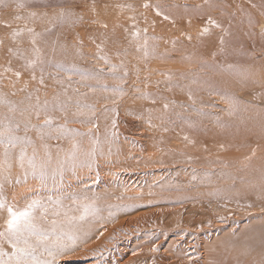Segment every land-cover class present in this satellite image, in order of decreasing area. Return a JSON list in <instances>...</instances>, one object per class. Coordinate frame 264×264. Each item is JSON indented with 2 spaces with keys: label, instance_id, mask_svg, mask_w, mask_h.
Returning <instances> with one entry per match:
<instances>
[{
  "label": "rangeland",
  "instance_id": "1",
  "mask_svg": "<svg viewBox=\"0 0 264 264\" xmlns=\"http://www.w3.org/2000/svg\"><path fill=\"white\" fill-rule=\"evenodd\" d=\"M157 5L164 15L169 16L168 20L163 15H157ZM60 10L80 14L83 20L75 25L54 26L48 23ZM29 12L36 13L34 20H28ZM17 16L24 19L18 20ZM209 17L222 25V28L208 25ZM5 23H10L11 27H5ZM103 24L107 27H103ZM25 26L35 28L36 32L42 34L38 41L42 62L35 68L27 67L24 59L13 56L9 51L20 48L31 56L33 46L26 31L16 41L12 39L13 31L24 30ZM205 27L209 28V33L202 35ZM137 32L138 39L134 38ZM0 33V97L6 98L18 109L14 114V123L20 125L17 135L31 138L36 149V164L38 167L45 166V179L42 181L39 172L34 175L26 161L25 175L13 182V165L16 163L17 171L21 170V166L19 149L12 150L8 170L10 178L2 190L13 187L18 191V188L28 187L24 191L36 193L38 189L36 195H43L47 191L48 195L37 200H42L48 207V216L52 215L56 206L54 202H60V211L63 207L73 206L78 209L80 201L96 206L98 203L105 206V202L111 201H115L113 204L116 206L136 201L145 204L144 196H140L142 192L180 190L185 184L214 188L215 197L222 198L224 204H230L227 193L231 191L230 195L234 198H244L239 207L248 208L237 209L224 219L238 227L245 222L249 225L244 224L247 229L239 230L232 244L236 249L242 244L249 246L251 242L255 246L249 250L264 257V222L259 223L264 215V176L259 179L249 178L244 171L245 167L238 171L226 170L223 174L216 168L209 172L204 169L198 174L191 165L182 168L158 164V160L151 159V156L148 159L152 150L142 145L137 135L139 131L154 132L161 126L162 134L169 135L176 145L171 147L174 156L184 158L189 153L188 149H196L197 144V149H208L206 152L209 160L249 153L246 163L264 164V0H26L23 9L17 7V0H2ZM189 36L191 39H188ZM221 38L224 40L223 45L220 44ZM145 40L147 48L142 47ZM88 47L94 49L90 51ZM190 88L193 91H189ZM45 104L49 109L47 115L54 118L53 127L66 125L74 132L83 134L75 137V142L79 144L75 167L69 158L73 151L71 136L59 140L47 137L41 140L35 130L27 133L24 130L29 120L32 125H43L45 113L41 112L37 119L35 112ZM21 110L26 115L22 116ZM27 112H31V115L28 116ZM12 115L8 106L0 104V123L5 122L4 116ZM121 117L135 121L134 134L125 135L126 132L121 131V123H118ZM77 121H84L83 127ZM182 142H187L189 148ZM234 143L245 144L241 148L232 147ZM45 144L48 146L50 161L43 147ZM180 145H183L182 148ZM0 146L4 149L3 145ZM177 147L181 150L178 151ZM27 151L31 156L33 148L28 147ZM3 153H0V159L4 160ZM144 158L148 159L147 164V161L140 162ZM136 160H140L139 163ZM61 161L66 162L61 171L57 172ZM135 161L139 165L136 169L132 168L137 166ZM150 175L152 178H149ZM216 175L218 177L213 178ZM180 176H183L182 179ZM187 176L191 177L190 180ZM237 181H251L248 188H243L245 192L248 190V194L243 189L237 192L235 186L230 187V183ZM131 184L135 187L128 190ZM180 184L184 185L178 186ZM102 186L108 190H102ZM120 187L124 189L122 193H119ZM253 195H260L261 200L257 201L259 198H253ZM186 199L178 202H186ZM151 208L155 209L153 203L134 214L146 213L147 209L150 212ZM39 212L36 214L39 215ZM253 220L254 224H249ZM115 251L109 254L102 250L92 255L69 253L59 259L57 264H113L115 255L112 253Z\"/></svg>",
  "mask_w": 264,
  "mask_h": 264
},
{
  "label": "bare ground",
  "instance_id": "2",
  "mask_svg": "<svg viewBox=\"0 0 264 264\" xmlns=\"http://www.w3.org/2000/svg\"><path fill=\"white\" fill-rule=\"evenodd\" d=\"M166 25L167 24H165V27H166ZM175 26H178V25L176 24ZM93 28H94V26H93ZM173 30L175 31V29H173ZM84 31L86 32V30H84ZM93 32H95V30ZM171 32L173 33L172 30H171ZM172 33H167V34H172ZM181 33H182V31H181ZM1 34L2 33H0V35ZM86 34H87V32H86ZM79 35H81V34L79 33ZM87 35H89V34H87ZM83 37H84L83 39L86 40L85 34H83ZM168 37L169 36L167 35V38ZM84 49H86V48L84 47ZM88 49H90V48L88 47ZM92 49H94V47ZM92 49H90V51ZM86 51H88V50L86 49ZM245 80L247 81V79H245ZM250 81H251V79H250ZM222 86L223 85H221V87ZM18 88H19V86H18ZM216 88H218V87H216ZM222 88L224 89V87H222ZM5 89H7V88H5ZM191 89L192 88H190L189 91H191ZM192 91H193V89H192ZM48 95L50 96V94H48ZM171 97H173V96H171ZM165 102H168V100L167 101L165 100ZM165 102L162 104H165ZM186 102H188V101H186ZM196 102H198V101H196ZM167 105H168V103H167ZM122 116H124V114ZM4 117H3V119H4ZM119 121L120 122L117 121L119 124L121 123V125H120L121 127L120 126L119 127L121 128V131L126 132L125 135H127V133H133L134 134V132H136L135 131L136 125L134 123L135 121L134 122H133V120L128 121L127 117H126V119L125 118L122 119V117H121V120H119ZM77 122H78L77 124L79 126L81 125L80 127H83L82 124L84 121H77ZM99 126H101V125H99ZM76 127H78V126H76ZM107 128H108V126H107ZM160 128H161V126H160ZM160 128L155 129L154 132L146 130L143 133L140 131H139V133H137L140 141H142V145L151 149L153 152V153L151 152L150 154H148V159L153 158L155 160H158V164H167L169 166L170 165L171 166L177 165V166L182 167V168H185V167L191 165L192 168L194 170H196L195 173H198V174H199V172H203L204 169L206 172H209V171H211V169L216 168V169L221 171V174H223L224 171H226V170L229 171V170L236 169L238 171V170H242V168L245 167L244 171L249 176V178L259 179L260 177L264 176V164L251 165V164L246 163L247 161H245V160L249 157L248 156L249 153L248 154H237V155L232 154V155H228L226 157H221L219 159L216 158L217 160L214 158L212 160H209V158L207 157V155H209V154L206 152V151H208V149H206V150L205 149H197V144H196V149L193 148L194 146L191 147L193 149H190L188 147L189 145H187L186 144L187 142H186L185 144L189 148L188 151L186 150L187 152H189L187 154V156H185L184 158L174 156V153L171 152V150H172L171 147H174L176 145H175V143H172V141L169 138V135L162 134ZM163 128H165V127H163ZM102 133H105V132H102ZM175 133H176V130H175ZM179 138H180V136H179ZM178 141H179V139H178ZM182 144H183V142H182ZM185 144H183V145H185ZM244 144L245 143H234V144H232V147L238 146L241 148L242 146H244ZM251 144L254 145L257 143H251ZM183 145H180V147ZM257 145H259V144H257ZM181 148L177 147L176 149L181 150ZM185 148L186 147L184 146V149ZM154 150H155V152H154ZM2 151H4V149H3V147L0 146V153ZM140 151H141V149L139 150V152ZM143 152H145V151H143ZM136 153H138V152H136ZM146 153H147V150H146ZM142 154L143 153L141 152V155ZM0 155H2V154H0ZM149 156H151V157L149 158ZM130 157H133V156H130ZM146 157H147V155L145 156V158ZM145 158L143 161H140L141 159L138 161L136 160V161L138 163H139V161L141 163H143V162L148 160V159L146 160ZM187 158H191V159H187ZM155 160H153V161H155ZM3 161H4L3 159H0V164H3ZM118 161H119V159H118ZM136 161H135V163L137 164V166L136 167L132 166V168H134V169L139 167V165ZM148 162L149 161H147L145 164H147ZM128 164L134 165L133 163H128ZM121 165L124 166V164H121ZM126 165H127V163H126ZM129 165H128V168H130ZM13 166L14 167H13V171H12V173H13L12 180L14 182V181H17L19 178H21L25 175V168L23 167V168H21V170L17 171L16 163ZM155 166L158 167V165H155ZM81 171H83V170H81ZM179 172L180 171H178V173ZM80 173L78 174L79 176H80ZM164 173H166V172H164ZM167 174H169V172ZM164 175H166V174H164ZM158 176L160 178V175H158ZM158 176H154V177L157 178ZM4 177H7V179H4ZM143 177L144 176H142V178ZM150 177H151V175L149 176V178ZM182 177L180 176L179 178L182 179ZM206 177L207 176L205 175L204 178H206ZM216 177H218V175H216L213 178H216ZM9 178H10V173L8 171H3V169H0V184L4 185V183H6V182L8 183L7 180ZM186 178H188V176ZM190 178H188V179L190 180ZM169 179H170V177H169ZM181 179L179 180V182L181 181ZM151 180H153V179H151ZM151 180L149 179V181H151ZM166 180H168V179H166ZM183 180H185V178ZM215 180H217V179H215ZM215 180H212V181H215ZM229 180H231V179H229ZM246 180H248V179H246ZM108 181H109V178H108ZM154 182H152V183H154ZM168 182L171 183L170 181H168ZM186 182H188V181H186ZM180 183H182V182H180ZM184 184H180L178 186H182ZM250 184H251V181H249L248 183L237 181V182L230 183V187L235 186L234 190L236 189L237 192L238 191L240 192V191H242L241 189H243L244 187L248 188V186ZM168 185H170V184H168ZM172 185H174V184L172 183ZM26 186H28V185H26ZM33 186H34V184H33ZM133 186L134 185L127 188L124 185L123 187H125L129 190ZM150 187L155 188V189L157 188V187H152V186H150ZM254 187H256V186H254ZM27 188H25V189L24 188L23 189L18 188L19 189L18 191L16 189H15L16 190L15 191L13 187H9V189L6 188V190H1V191H5V192L0 193V198H3L6 201L7 205L12 206L15 209L22 210L32 200L41 199V198L45 197L46 194L48 193L47 191L46 192L44 191L45 194L36 195L38 189L36 190V193H35V191L33 193L32 192L28 193V192L24 191ZM104 188L105 187H103L102 190H105V191L108 190L107 188L106 189H104ZM158 188H159V186H158ZM169 188H171V187L169 186ZM20 189H22V190H20ZM99 189H100V187H99ZM114 189L115 188H113V190ZM118 189H120L121 192L117 191ZM118 189L116 188L117 192H119V193L123 192L122 187H120ZM165 189H166V187H165ZM212 189H214V188L202 187L200 185L199 186L198 185L191 186L190 184H185V186L182 187V189H180V190L163 191L160 193H158V191L149 192V193L148 192H144V193L142 192V194H140V196H144L143 201L145 202V204H141V203L138 204V203H136L137 202L136 201V202L130 203L131 205L128 204L125 206H116L113 204L115 201L113 203L111 201V202H107V203L105 202V206L99 205V203L97 206L96 205H90L91 208L93 209V211L89 212V214L87 216H85L83 221H80L78 218L81 217L82 215H84L83 205H85L86 203H84L83 201H80L77 204L80 206L78 209L73 207V206L72 207H63V209L61 210L62 215H61V217H59V219L65 220L63 213H67L68 217L77 218V222H76L75 227L78 229L81 236H83L84 234H87L88 242L86 244H80L78 246L77 250L75 252H72V253H78L81 255H87V254L92 255L93 253L98 254L99 251L105 250V252L111 254V252L113 250H116L114 253H112L115 255V256L113 255L114 256L113 264H264V261H262V259L264 258L263 256L261 257L260 254H256V253L249 250L252 246H255L254 244H251V242L248 243L249 246L245 247V245L243 246V244H242V246L240 245L236 249H235V246L232 244V241L236 238L239 230L244 231L245 229H247L245 226L248 225V222H245V223H247L246 225H244L245 223L242 225L239 223L240 225L238 227L235 225V223H232V221L224 219V217H227L229 213H231L233 211L235 212V211H237V209L239 210V209H247L248 208L247 206L243 207L241 205L239 207V204L240 203L242 204V200H244V198L243 197H235L234 198L233 195H230L231 191H228L229 193H227V192L226 193L230 196L229 199L231 200V202H230V204H224L222 202L223 201L222 198L215 197V190H212ZM33 190H34V188H33ZM128 190H126V191H128ZM134 190H136V188ZM109 191L111 192L112 189ZM237 192H235V193H237ZM243 192H245V190ZM246 192H245V194H246ZM38 193H39V191H38ZM130 193L131 192H129V194ZM250 193L251 192H249V194ZM115 194L116 193H114V195ZM131 194H135V193H131ZM136 194H138L137 191H136ZM247 194H248V192H247ZM109 195H110V193H109ZM241 195H243V194H240V196ZM255 195H253V198L258 197L259 200H257V201H260L261 200L259 197L260 195L254 197ZM246 196H248V195H246ZM102 198H104V197H102ZM185 198H187L186 202H183V203L178 202V201L185 199ZM189 198H192L193 200H188ZM198 198H201V199L197 200ZM253 198H252V201H253ZM134 199H137V198H134ZM203 200H207V202L204 203ZM226 200H228V197H226ZM248 200H250V199H248ZM139 202H141V201H139ZM150 203H153L155 205V209L151 208L150 212H147L148 211V209H147L146 213H142V214H139V212H138L139 215L134 214L138 210L143 209L144 207H146L147 204H150ZM256 203H258V202H256ZM87 205H89V204H87ZM246 205L252 206L250 204H246ZM151 206H153V205H151ZM237 213H239V212H237ZM237 213H234V214L236 215ZM241 213H243V212H241ZM241 213H240V215H241ZM36 215L38 217L37 222L43 224L45 227L49 226L47 221H51L52 219H57V217H54L53 215H49L47 217V221L40 220L39 217L42 215V211L39 212V215L38 214H36ZM235 217H233V218H235ZM255 217H257V216H255ZM261 217L263 219L264 215H262ZM238 218H241V217H238ZM7 219H8L7 211L0 209V231L5 230ZM250 219L248 221H250ZM262 219L261 220L259 219L260 222L258 220L257 222H255V224L258 222L259 223L264 222V220L262 221ZM254 220L252 221L253 223L249 222V224H254ZM249 229H252V227ZM260 240H263V239L261 238ZM260 240H258L259 243H261ZM253 241L257 242L256 240H253ZM4 250L6 252H9V253L12 252V248L7 243L4 244ZM226 251H230V252L226 253Z\"/></svg>",
  "mask_w": 264,
  "mask_h": 264
},
{
  "label": "snow or ice",
  "instance_id": "3",
  "mask_svg": "<svg viewBox=\"0 0 264 264\" xmlns=\"http://www.w3.org/2000/svg\"><path fill=\"white\" fill-rule=\"evenodd\" d=\"M2 2V0H0ZM26 0H17V7L20 9L25 8ZM95 5H92L94 9ZM149 7V5H145ZM157 7V15H163L165 20L169 19V16L164 15L160 11L159 5ZM255 7V5H253ZM188 10L187 8L185 9ZM47 16V13L44 14ZM36 18L35 12H29L28 20H34ZM16 19H24V17L17 16ZM83 20V16L73 12H66L60 10L56 15L48 20V23L52 25H75ZM175 23V21H173ZM191 23V21H189ZM207 24L214 26L216 28H222L217 21L212 18H208ZM107 27L106 24L102 25ZM5 27H11L10 23H5ZM26 31L30 35V43L32 44L31 56L28 55L26 50L17 48L15 50L9 49L13 56L17 58H22L26 61V66L30 68H35V66L41 63V50L38 47V41L41 39L42 34L36 32L35 28L25 26L24 30H14L12 33V39L17 40V37L23 35ZM209 28L205 27L202 31L203 34H208ZM134 38H139V32L135 33ZM188 39H191L189 36ZM18 42V41H17ZM2 43V41H0ZM220 44H224L223 38L220 39ZM142 47L147 48V40L144 41ZM19 75V73H16ZM34 78V77H33ZM41 83L43 81L41 80ZM116 91V90H114ZM0 104L9 107L12 116H5L4 123H0V145L4 146V161L0 164V169L3 171H8L10 169V160L12 159V150L19 149V161L21 168L24 167L25 162L32 167L33 174L36 175L39 172L40 179L43 181L45 179V166L36 164V149L34 142L27 135L19 136L17 133L20 131V125L14 123V114L18 111L15 105H11L10 102L4 98L0 97ZM167 107V105H165ZM49 109L47 104L42 107L37 108L35 114L37 119H39L41 112L45 113V120L43 125L37 126L32 125L29 122L25 124V132L35 130L38 133L39 139L44 140L46 137L51 139L55 138L59 140L60 138H68L69 136L73 139V151L69 157L73 162V167L76 163V153L79 150V144L75 142V137L83 135L79 132H74L73 130L66 127V125H58L53 127L54 118L47 115ZM94 111V110H93ZM113 111H115L113 109ZM20 114L22 116L26 115V112L21 110ZM30 116L31 112H27ZM115 126V124L113 125ZM55 134V135H53ZM187 139V137H185ZM28 147L33 148V153L31 156L28 155ZM44 149L46 154L49 156L50 153L47 152L48 146L45 144ZM66 161H61L58 165L57 172H60L63 168V164ZM7 179V177H4ZM3 185L0 184V190H2ZM56 205L52 210V215L57 217V219H52L47 221L49 214L48 207L40 200H32L27 206L20 210L15 209L12 206L7 205L3 198H0V209L6 210L8 213V219L6 221V227L4 231H0V264H57L58 260L68 255L69 253L75 252L80 244H86L88 242L87 234L83 236L80 235L78 229L75 227L77 218L68 217L67 213H63L65 220L59 219L62 213L59 210L60 202H54ZM84 215L79 217L80 221H83L85 216L89 212L93 211L90 205H83ZM42 210V215L39 217L40 220H45L48 222V227L43 224L38 223V217L36 213ZM7 243L11 248L12 252H6L4 250V244Z\"/></svg>",
  "mask_w": 264,
  "mask_h": 264
}]
</instances>
